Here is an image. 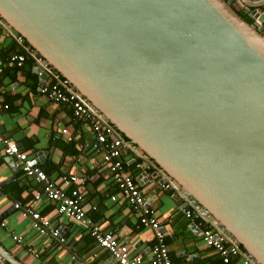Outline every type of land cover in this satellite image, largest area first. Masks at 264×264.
<instances>
[{"label":"water","instance_id":"1","mask_svg":"<svg viewBox=\"0 0 264 264\" xmlns=\"http://www.w3.org/2000/svg\"><path fill=\"white\" fill-rule=\"evenodd\" d=\"M236 1L252 24L231 0H0V20L264 264V0Z\"/></svg>","mask_w":264,"mask_h":264},{"label":"crops","instance_id":"2","mask_svg":"<svg viewBox=\"0 0 264 264\" xmlns=\"http://www.w3.org/2000/svg\"><path fill=\"white\" fill-rule=\"evenodd\" d=\"M1 32L0 52H5L9 42L2 40V34L7 36L3 30ZM31 72L28 78L21 72H0V103L8 105L6 110H0V264H116L84 228L58 215L53 203L45 199L33 200L29 190L39 187L15 165L9 167L11 161L7 162L3 153L2 139H9L22 151L37 156L42 170L65 191L75 186L62 185L63 175L86 177L81 190L87 216L102 229L112 231L131 254L141 255L143 264H151V248L155 244L153 232L140 226L138 216L122 199L102 162L96 167L91 165L92 151L87 147L83 151L78 148L93 140L89 128L73 117L69 107L40 96L39 77L33 67ZM123 158L125 171L135 178L142 172H154L151 167L136 169L135 164L141 161L135 157L136 163H133L134 158L128 152ZM160 181L156 176L149 183H139V187L164 229L172 262L221 264L219 253L207 247L192 222L172 207L174 200L159 188ZM111 196H115L116 201H112ZM16 202L29 205L46 217L51 227L59 229L65 243L36 234L30 227V219L13 209ZM16 236L33 252L19 247L13 241ZM231 264H240V260L231 258Z\"/></svg>","mask_w":264,"mask_h":264},{"label":"built area","instance_id":"3","mask_svg":"<svg viewBox=\"0 0 264 264\" xmlns=\"http://www.w3.org/2000/svg\"><path fill=\"white\" fill-rule=\"evenodd\" d=\"M232 3L236 0H231ZM239 3V2H238ZM240 4V3H239ZM264 14L263 10H258ZM6 36H10L13 40L23 48L24 53L30 54L35 60L33 70L38 77L46 74L43 79V85L40 87L39 94L47 101L64 104L68 106L73 113V117L84 123L93 136V140L84 145L79 146V150L89 149L93 156L90 158L91 165L97 166L99 162L107 169L115 187L120 191L122 199L130 206L132 211L138 216L141 227L150 229L155 238V244L151 248V264H174L169 255V249L166 242V234L160 225L154 211L141 193L139 183H149L160 177V189L169 193V197L173 199L172 207L182 212L183 216L190 220L195 229L200 232L202 242L219 253L221 264H231V258H238L240 264H254L249 259L245 251L234 241L230 240L211 220L208 219L201 211L196 209L184 192L180 190L174 182L148 157L139 154L132 142L115 129V127L104 120L101 114L76 91L69 80L47 69V65L42 59L35 58L34 49L18 35L14 36L12 30L4 26L0 20ZM27 43V44H26ZM25 61L24 55H11L10 63H15L18 67L22 66ZM4 62L0 60V72L3 70ZM8 105L0 103V110L7 109ZM3 153L7 157L13 158L15 166L20 169L22 174L34 181L39 188L31 187L29 193L34 201L45 199L55 205V211L58 215L72 220L76 224L84 228L88 234L96 241V243L106 250L112 260L116 264H143L142 256L139 254H131L128 247L122 244L112 231L102 229L94 220L86 214L83 205L82 187L87 180L84 176L63 175L61 184L69 186L73 184L75 187L71 191H65L56 185L48 175L42 170L40 161L37 156H31L22 151L19 146L9 139H2ZM130 153L136 169L148 168L153 169V173H140L137 178L125 171L126 153ZM136 157V158H135ZM75 156H73V159ZM179 199L182 200L179 203ZM112 201H116L115 196H111ZM13 209L21 213L23 217L30 219L31 229L39 236H49L59 243L64 244L65 239L62 237L58 228L51 227L50 221L42 216L39 212L19 202L13 204ZM198 222V223H196ZM13 241L29 252H33L27 244L23 242L21 237H14ZM37 258L38 254L33 253Z\"/></svg>","mask_w":264,"mask_h":264},{"label":"trees","instance_id":"4","mask_svg":"<svg viewBox=\"0 0 264 264\" xmlns=\"http://www.w3.org/2000/svg\"><path fill=\"white\" fill-rule=\"evenodd\" d=\"M224 1L226 2L228 0H224ZM231 7L247 23L252 24L254 22V19L250 16L251 9L239 4L238 1H234L232 3ZM262 25L264 27V22H263ZM2 30H3L2 27H0V33H2L1 32ZM7 37H5L2 34V40H5V39L8 40V42H9L8 45L9 46L6 47V49H5L6 51L5 52L4 51L0 52V60L3 61L4 64H5L4 67H3V70L1 72L2 73L6 72L7 74L21 72V73L25 74L26 77L28 78L30 76V74H32L31 70H32L33 65L35 64V60L33 59V57L30 54L24 53L23 48L21 46H19L15 41H13L12 37H10V36H7ZM9 38H11V39H9ZM12 54L13 55H24L25 56V61L22 64V66L18 67L15 63H10L9 62V57ZM32 76L35 77L36 75L33 74ZM61 105H64V104H61ZM64 106H66V105H64ZM71 112H72V110H71ZM167 243H168V239H167Z\"/></svg>","mask_w":264,"mask_h":264}]
</instances>
